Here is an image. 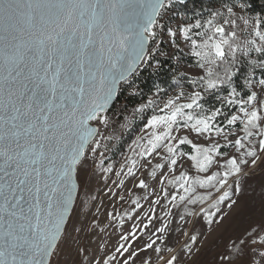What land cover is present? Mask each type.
<instances>
[{"label": "snow or ice", "instance_id": "1", "mask_svg": "<svg viewBox=\"0 0 264 264\" xmlns=\"http://www.w3.org/2000/svg\"><path fill=\"white\" fill-rule=\"evenodd\" d=\"M183 4L0 0V264H55L76 218L86 166L111 138L102 131L107 113L153 62L155 71L174 62L178 90L167 96L157 85L155 98L136 109H151L136 153L149 170L137 180L132 159L126 175L144 199L154 195L159 205L162 195L208 225L248 209L239 198L241 177L249 164L264 163V15L249 16V0H210L206 16L174 11ZM139 200H131L133 211ZM249 213L216 264H264V199L258 218ZM170 223L164 219L144 249L171 253L157 244L166 246ZM116 252L127 253L122 264H135L143 250L121 244ZM158 259L179 264L175 254ZM110 260L115 256L102 264ZM141 264H153L151 257Z\"/></svg>", "mask_w": 264, "mask_h": 264}, {"label": "rangeland", "instance_id": "2", "mask_svg": "<svg viewBox=\"0 0 264 264\" xmlns=\"http://www.w3.org/2000/svg\"><path fill=\"white\" fill-rule=\"evenodd\" d=\"M174 11L183 12L188 16L198 13H189L182 6ZM248 15L257 16L252 11L248 12ZM150 67L154 69L155 62ZM180 71H183V68ZM159 86L167 90V96L174 95L178 90L173 78L166 86L160 84ZM185 88H188L187 84ZM138 92L132 87L126 89L127 94ZM154 93L155 90L147 99L131 108L118 125L115 124L114 117L107 114L109 125L102 131L111 138L102 141L96 158L90 159L86 166L87 172L83 176L78 192L79 208L76 218L65 244L57 255L55 264H102L103 260L112 256H115V260H110L109 264H122L127 253L121 256L116 252L121 244L129 247L130 251L143 250L141 255L134 258L135 264H141L142 260L149 257L153 264H163V261L158 259L159 255H164L167 259L174 254L179 257V264H216L218 254L225 251V246L231 242L230 238L238 235L248 222L249 209L254 210L256 218L259 217L260 204L264 199V163L260 162L256 166L249 164L241 177L244 193L239 198L242 204L247 203L248 209H241L239 212L231 210V214L221 224L208 225L201 217L188 216L184 213L183 206L172 207L162 195L159 205L151 202L156 199L154 195L144 199L146 192L137 190L136 181L128 177L126 172L132 159L137 161V168L140 169L136 173L137 180L149 170L140 167L144 163V158L138 157L136 153L139 151L137 142L147 131L143 125L145 118L151 114V109L144 112H137L136 109L140 104H147L149 99L155 98ZM99 153H103V156ZM146 159L152 164L156 163V159L152 157ZM109 168L112 170L107 171ZM121 181L124 183L121 184ZM149 183L151 184V179ZM161 187V185L156 186L157 193ZM129 189L132 190L131 193ZM148 191L150 192L151 189ZM136 196L140 197L141 208L133 211L135 205L131 203V200ZM169 210L172 215L165 216ZM223 211L230 212L226 207ZM179 215H184L185 220L181 221ZM149 216L153 217L151 222H149ZM164 219L171 221L165 234L167 243L165 246L161 241H157V244H160L162 248H172L173 251L169 253L165 250L156 254L152 250L144 249L145 243L155 239L153 233L157 227L161 226ZM132 235L136 239H131ZM156 235L161 234L156 233ZM191 235L197 236L195 243L189 239ZM122 236H129V239L125 241L121 239ZM185 243L191 245V252L184 247ZM82 249L85 251H81ZM129 264L132 262L130 261Z\"/></svg>", "mask_w": 264, "mask_h": 264}, {"label": "trees", "instance_id": "3", "mask_svg": "<svg viewBox=\"0 0 264 264\" xmlns=\"http://www.w3.org/2000/svg\"><path fill=\"white\" fill-rule=\"evenodd\" d=\"M252 12L257 15H264V0H249ZM210 6V0H192L182 5V8L189 13L202 12L207 14L205 9ZM163 60V58H161ZM174 62L166 61L159 71L151 69L150 65L141 67L132 82V88L137 89L138 93L127 94L126 91L116 101L113 108L107 113L113 116L115 124L120 123L121 118L125 117L131 108L139 102L147 99L154 92L157 85L166 86L171 82L174 72Z\"/></svg>", "mask_w": 264, "mask_h": 264}, {"label": "water", "instance_id": "4", "mask_svg": "<svg viewBox=\"0 0 264 264\" xmlns=\"http://www.w3.org/2000/svg\"><path fill=\"white\" fill-rule=\"evenodd\" d=\"M190 1H192V0H184V4L187 3V2H190ZM115 103L111 106L110 110L113 108V106L115 105ZM78 192H79V189H78Z\"/></svg>", "mask_w": 264, "mask_h": 264}]
</instances>
